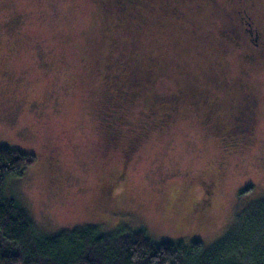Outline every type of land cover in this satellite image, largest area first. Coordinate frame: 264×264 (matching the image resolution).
Instances as JSON below:
<instances>
[{
  "label": "rangeland",
  "instance_id": "rangeland-1",
  "mask_svg": "<svg viewBox=\"0 0 264 264\" xmlns=\"http://www.w3.org/2000/svg\"><path fill=\"white\" fill-rule=\"evenodd\" d=\"M186 1L183 16L157 0L133 16L127 0H0V145L37 157L6 192L38 235L142 230L208 249L264 199V0L245 1L258 43L225 15L229 0ZM238 78L254 120L223 115V132L215 113L241 92L220 89L210 106L188 93L208 99L213 80ZM109 83L128 96L116 103Z\"/></svg>",
  "mask_w": 264,
  "mask_h": 264
},
{
  "label": "trees",
  "instance_id": "trees-1",
  "mask_svg": "<svg viewBox=\"0 0 264 264\" xmlns=\"http://www.w3.org/2000/svg\"><path fill=\"white\" fill-rule=\"evenodd\" d=\"M36 160L33 153L0 145V264H264V199L208 249L199 239L155 242L142 230L38 235L26 209L6 192L8 180L21 177Z\"/></svg>",
  "mask_w": 264,
  "mask_h": 264
},
{
  "label": "flooded vegetation",
  "instance_id": "flooded-vegetation-1",
  "mask_svg": "<svg viewBox=\"0 0 264 264\" xmlns=\"http://www.w3.org/2000/svg\"><path fill=\"white\" fill-rule=\"evenodd\" d=\"M245 1L247 0H229L230 3H232L234 6L231 8V10H227V13L225 14L226 16H230L229 19H231L233 17L234 21H232V23L235 25V27H237V23L235 22V16H237V19L239 17V22L241 23H245L246 25H244V29L248 32H250L251 34H255L254 37V41L255 43H258V39L260 36V31L257 30V28H252V24L253 21L251 20V16H249L248 14V8L246 6ZM188 3L186 0H157V6L156 9L159 12H163L165 11L166 13L173 15V16H183V7L186 6ZM126 5H129L130 11L133 12V16H142V14L140 15L139 13V8L142 5L141 0H127ZM249 25V26H248ZM229 31H234V29L231 27L229 29ZM237 31V29H236ZM228 39V36L230 35H226V34H222L221 33V38H223L224 40ZM237 38L238 35H233V38ZM231 38V36L229 37ZM240 42V41H239ZM238 41H235L236 44H238L237 46H241V42L239 43ZM257 57H259V55L257 54ZM253 57H250V59ZM148 71V70H147ZM151 73H148V75H150ZM244 75L248 76L249 72L244 71ZM111 78L114 79V77H118V73H116V71L114 70L113 73L110 74ZM121 83H119L120 85ZM132 84V83H131ZM137 84V83H136ZM213 87H211L212 89V94L210 95V97L208 96L207 98H203L200 94V92L196 89V87H193L195 89V91H190L189 94V99H188V103L191 105H195V104H202L204 106H210L213 105L216 102H219V96H218V90L222 89V91H229L231 89H237L239 90L241 93L239 94V96L237 98H230L229 104H230V108H232V111H229L228 113L223 114L222 112H216V119L219 122L217 125V127L222 130L223 132L226 130V128H228L229 125H226V121L224 117H235L236 115H239L237 118H239V120L243 121V124H245V122L248 121L250 127L253 123L254 118L252 117V115L254 116L255 113V106L257 104V99L255 98V96L253 95L252 91H249V86L246 85V83L244 82V80H242L239 78L235 81H222L221 83H215V81H212L211 84ZM249 89H248V88ZM107 89H108V94L110 95V93L112 91H115V98H116V103H119L117 98L119 96H128V95H123V93H126L125 88H121L120 86H113L111 83H109L107 85ZM183 93L184 91L182 90H178L177 93L173 94L172 96V103L171 105L169 104L170 101L167 102V106L165 107V112H164V118L165 119H169L171 116H173V113L175 112L176 108H177V103L183 98ZM210 98V99H209ZM121 102V101H120ZM220 103V102H219ZM237 109V110H236ZM236 110V113H233V111ZM214 111V110H213ZM241 113V114H240ZM216 125V124H215ZM216 126H214L213 128H217Z\"/></svg>",
  "mask_w": 264,
  "mask_h": 264
}]
</instances>
